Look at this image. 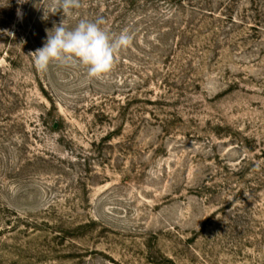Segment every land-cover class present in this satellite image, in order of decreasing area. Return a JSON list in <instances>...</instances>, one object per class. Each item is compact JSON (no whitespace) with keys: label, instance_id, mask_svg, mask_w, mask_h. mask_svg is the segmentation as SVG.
I'll return each instance as SVG.
<instances>
[{"label":"rangeland","instance_id":"rangeland-1","mask_svg":"<svg viewBox=\"0 0 264 264\" xmlns=\"http://www.w3.org/2000/svg\"><path fill=\"white\" fill-rule=\"evenodd\" d=\"M52 8L0 0V264H264V0H158L101 78L36 70Z\"/></svg>","mask_w":264,"mask_h":264},{"label":"clouds","instance_id":"clouds-1","mask_svg":"<svg viewBox=\"0 0 264 264\" xmlns=\"http://www.w3.org/2000/svg\"><path fill=\"white\" fill-rule=\"evenodd\" d=\"M80 6V0H53L51 13L62 11L67 15ZM104 23L103 18H98L95 21L80 19L72 28L64 20L54 25L43 47L29 54L36 70L46 72L55 62L61 66H84L89 78H101L110 73L118 54L132 44L133 37L127 30L112 35L101 27Z\"/></svg>","mask_w":264,"mask_h":264},{"label":"trees","instance_id":"trees-1","mask_svg":"<svg viewBox=\"0 0 264 264\" xmlns=\"http://www.w3.org/2000/svg\"><path fill=\"white\" fill-rule=\"evenodd\" d=\"M38 1L39 0H26L25 3L28 4L29 10H34L35 4ZM162 1L171 3L172 0ZM42 2L44 3L45 1ZM80 2V8L74 9L71 13L67 14L64 23L66 25L75 26L80 19L95 21L98 18H103L105 23L102 24L101 27L105 28L110 34L118 35L121 31L127 30L128 33L133 37V41L128 48L122 49L121 52L129 54H131L132 52L140 53V36H144L145 33L148 35L151 34L153 38L156 36L160 37L161 35V28L158 25L159 22L157 16L155 15L156 13L153 10L155 5H157L158 0H80ZM46 4L47 3H45L44 6H46ZM11 8V12L8 13H11V18L14 20L16 7H14L13 5ZM50 12H48V15L50 14ZM8 13L5 16V19L9 17ZM24 19L25 18L23 17V19L20 20V24H17V29H21V27L24 26ZM35 28H37V26H35ZM155 40L156 48H159V39L156 37ZM14 45H16V41L12 40V47H14ZM149 45H152V47L149 46L150 48L155 49L154 43H149ZM6 54L9 57V64H13L16 62L14 60V58L16 57L15 52L13 53L12 51H8L6 52ZM155 54L159 55L157 53ZM156 55H154L153 58H157ZM142 60L143 59H141V61ZM53 111L56 110L53 109L52 111H47L46 118H44L43 123H45V126H48L49 129L56 131L59 130L64 121L62 117L58 115V113L55 117L53 115Z\"/></svg>","mask_w":264,"mask_h":264}]
</instances>
